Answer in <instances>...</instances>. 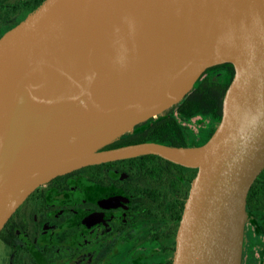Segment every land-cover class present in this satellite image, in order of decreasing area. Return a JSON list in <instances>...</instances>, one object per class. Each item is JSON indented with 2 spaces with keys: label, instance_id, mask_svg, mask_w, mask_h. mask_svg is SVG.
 <instances>
[{
  "label": "water",
  "instance_id": "water-1",
  "mask_svg": "<svg viewBox=\"0 0 264 264\" xmlns=\"http://www.w3.org/2000/svg\"><path fill=\"white\" fill-rule=\"evenodd\" d=\"M81 51L93 71L72 59ZM225 62L235 74L206 143L105 149ZM143 155L197 169L172 264H242L246 197L264 167V0H46L0 37V230L51 179Z\"/></svg>",
  "mask_w": 264,
  "mask_h": 264
},
{
  "label": "flooded vegetation",
  "instance_id": "flooded-vegetation-1",
  "mask_svg": "<svg viewBox=\"0 0 264 264\" xmlns=\"http://www.w3.org/2000/svg\"><path fill=\"white\" fill-rule=\"evenodd\" d=\"M171 163H99L38 186L0 230V264H172L190 189L188 167ZM260 173L246 197L243 264H264Z\"/></svg>",
  "mask_w": 264,
  "mask_h": 264
},
{
  "label": "trees",
  "instance_id": "trees-1",
  "mask_svg": "<svg viewBox=\"0 0 264 264\" xmlns=\"http://www.w3.org/2000/svg\"><path fill=\"white\" fill-rule=\"evenodd\" d=\"M45 2L46 0H14L9 4L5 2V0H0V37L7 30L30 16ZM234 74L235 68L230 62L209 67L204 71L201 77L196 81L194 87L185 97L174 104L165 115H159L155 118L151 117L137 124L134 127L133 133L119 137L106 148L123 147L144 142H158L175 147H194L203 145L210 139L221 121L223 98ZM194 118L200 120L202 123L207 120L209 121V124L200 127L201 129L197 134L193 132L188 124V122ZM158 159L168 161L158 155H143L115 162H150ZM171 164L184 168L175 163ZM185 169L188 174V189H190L191 182L197 173V169ZM84 170L85 168H81L77 170L76 173L82 175ZM260 174L261 173L257 175V178L260 177ZM257 183L258 182H254L252 184L250 193ZM183 208L184 202H181L179 221Z\"/></svg>",
  "mask_w": 264,
  "mask_h": 264
},
{
  "label": "bare ground",
  "instance_id": "bare-ground-1",
  "mask_svg": "<svg viewBox=\"0 0 264 264\" xmlns=\"http://www.w3.org/2000/svg\"><path fill=\"white\" fill-rule=\"evenodd\" d=\"M107 59L109 60L110 66L109 71H112L115 67V64L118 62H121L123 59V49H122V40L121 37L115 39L108 47H107ZM72 59L74 61L80 62L83 66H85L87 69L93 71L94 69V61L91 54L87 51H81L76 53L75 55L72 54ZM228 59L235 60V57L233 55L229 56ZM109 73V72H108ZM107 73V74H108ZM37 76H32L29 80V83H33ZM103 144V143H102ZM99 144V145H102ZM95 147V145H91L89 147H86L84 150H89Z\"/></svg>",
  "mask_w": 264,
  "mask_h": 264
},
{
  "label": "rangeland",
  "instance_id": "rangeland-1",
  "mask_svg": "<svg viewBox=\"0 0 264 264\" xmlns=\"http://www.w3.org/2000/svg\"><path fill=\"white\" fill-rule=\"evenodd\" d=\"M14 1V0H13ZM218 77H220V76H218ZM217 77V78H218ZM172 107H170V108H168V109H166L165 111H163L160 115H165L168 111H170V109H171ZM158 116V115H157ZM156 116V117H157ZM188 124L190 125V127H191V129L193 130V132L195 133V134H197L198 132H199V130L201 129L200 127L202 126V125H207V124H209V121L207 120L206 122H201L200 120H197V119H191L189 122H188ZM246 223H247V220H246ZM246 223H245V241H244V250H245V244H246ZM244 250H243V255H244ZM244 258V257H243ZM242 264H243V260H242Z\"/></svg>",
  "mask_w": 264,
  "mask_h": 264
}]
</instances>
